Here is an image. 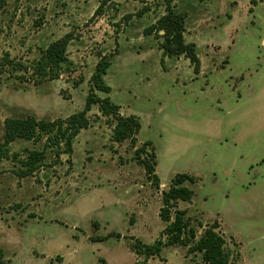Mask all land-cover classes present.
<instances>
[{"label":"rangeland","instance_id":"374dc122","mask_svg":"<svg viewBox=\"0 0 264 264\" xmlns=\"http://www.w3.org/2000/svg\"><path fill=\"white\" fill-rule=\"evenodd\" d=\"M101 3L0 0V61L13 63L0 77L1 143L8 119L55 122L82 112L103 57L111 93L98 95L142 126L135 143H117L115 121L95 106L71 152L47 134L13 143L11 158L0 159V264H136L130 246L162 238L163 193L178 174L196 179L186 184L193 200L178 210L197 237L217 226L231 264H264V0L172 2L186 15L199 74L146 35L167 0H112L97 14ZM67 35L70 65L58 80L40 81L34 64ZM142 148L155 151L159 189L135 159ZM34 151L45 153L43 166L22 178ZM149 264L205 263L173 246Z\"/></svg>","mask_w":264,"mask_h":264},{"label":"trees","instance_id":"16d2710c","mask_svg":"<svg viewBox=\"0 0 264 264\" xmlns=\"http://www.w3.org/2000/svg\"><path fill=\"white\" fill-rule=\"evenodd\" d=\"M174 1L176 0H167L166 14L146 31V35H155L161 41L160 48L165 56L170 58L186 57L192 64L194 72L199 74L201 60L197 47L195 44L186 43V15L172 7L171 4ZM111 2L112 0H102L97 14ZM255 3L254 1L253 4ZM144 12H141V14ZM72 40V36L67 35L52 43L40 60L34 64L33 75L40 81L58 80L64 66L70 65L68 47ZM12 66L13 63L9 59L0 61V77ZM110 66L111 61L109 58L103 57L100 59L91 79V90L86 100L85 109L72 115L67 120L50 122L37 120L34 116H29L26 119L6 120L4 140L2 143L0 142V159L11 158L10 146L16 141H38L44 134L53 135L49 140L55 146L60 147L63 145L68 152H71L73 140L82 130L89 128L88 113L95 106L99 108L103 116L110 117L115 121L116 126L113 133L115 142L131 141L135 143L136 137L142 128L140 120L135 116H122L120 107L114 104L110 97L102 98L98 95L99 93L104 95L111 93V89L105 81ZM147 147H152V144L147 143ZM152 151L149 157L146 148L138 149L135 159L145 168L149 182L159 189L160 179L157 175V157L154 149ZM144 154L147 155L146 158L143 157ZM44 160V152L34 151L29 153L25 161H22L25 169L20 171V177L32 176L43 166ZM195 182V177L187 174H178L172 180L169 190L163 193V207L160 212V218L167 223V227L162 238L154 244H145L141 240H135L131 244V251L139 259L136 264H149L151 259L161 256L164 248L173 246L189 247L191 253L202 255L205 264H231V253L226 249L225 239L216 232L217 226L206 229L202 236L198 238L195 230L191 228L186 212L178 210L179 202L190 203L193 200L195 193L186 184H195ZM109 237L99 238L96 242L107 241ZM164 237L166 241L163 240Z\"/></svg>","mask_w":264,"mask_h":264}]
</instances>
